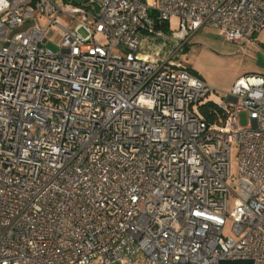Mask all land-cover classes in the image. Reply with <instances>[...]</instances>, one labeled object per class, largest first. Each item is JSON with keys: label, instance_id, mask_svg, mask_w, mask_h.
<instances>
[{"label": "built area", "instance_id": "1", "mask_svg": "<svg viewBox=\"0 0 264 264\" xmlns=\"http://www.w3.org/2000/svg\"><path fill=\"white\" fill-rule=\"evenodd\" d=\"M204 26L250 44L264 0H0V264H264V76L208 123Z\"/></svg>", "mask_w": 264, "mask_h": 264}, {"label": "rangeland", "instance_id": "2", "mask_svg": "<svg viewBox=\"0 0 264 264\" xmlns=\"http://www.w3.org/2000/svg\"><path fill=\"white\" fill-rule=\"evenodd\" d=\"M69 21L67 18L59 17L56 24L67 26ZM170 25L172 29L176 28L177 20L172 19ZM47 26L48 20L40 18L39 27L46 28ZM45 37L46 47L58 53L62 41L61 29L52 25L47 29ZM99 39L103 40L100 36ZM186 59L191 69L190 73L203 80L212 89L204 104L226 102L227 94L239 78L252 74L264 76V29L254 37L252 43L238 46L223 41L216 30L204 26L190 38ZM237 155L238 148L233 143L230 153L232 179L237 174ZM230 185L233 187L232 182ZM231 207L232 198L230 197L229 209ZM231 229L232 224L227 222L223 228L224 236H232Z\"/></svg>", "mask_w": 264, "mask_h": 264}, {"label": "trees", "instance_id": "3", "mask_svg": "<svg viewBox=\"0 0 264 264\" xmlns=\"http://www.w3.org/2000/svg\"><path fill=\"white\" fill-rule=\"evenodd\" d=\"M167 28V26H166ZM201 113L204 115L206 121L208 123H213L215 119L218 116V109L215 104L213 103H208L204 106H201ZM221 264H251L250 261H244V260H238V261H231V260H226L222 261Z\"/></svg>", "mask_w": 264, "mask_h": 264}, {"label": "crops", "instance_id": "4", "mask_svg": "<svg viewBox=\"0 0 264 264\" xmlns=\"http://www.w3.org/2000/svg\"><path fill=\"white\" fill-rule=\"evenodd\" d=\"M147 2H151L152 0H146ZM171 22V21H170ZM189 43V42H188ZM188 43L186 44V46H185V51H184V53L181 55V57H180V61L183 63V64H185L186 66H187V68L189 69V71L191 70L190 69V67L188 66V61H187V59H186V53H187V45H188Z\"/></svg>", "mask_w": 264, "mask_h": 264}, {"label": "water", "instance_id": "5", "mask_svg": "<svg viewBox=\"0 0 264 264\" xmlns=\"http://www.w3.org/2000/svg\"><path fill=\"white\" fill-rule=\"evenodd\" d=\"M72 1L75 3H81L83 0H72ZM96 10H97V8H96Z\"/></svg>", "mask_w": 264, "mask_h": 264}]
</instances>
